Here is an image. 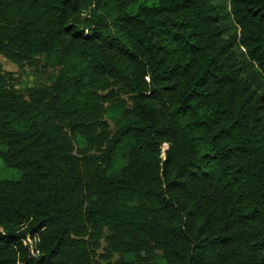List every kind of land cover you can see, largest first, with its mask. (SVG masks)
I'll use <instances>...</instances> for the list:
<instances>
[{
	"label": "trees",
	"instance_id": "trees-1",
	"mask_svg": "<svg viewBox=\"0 0 264 264\" xmlns=\"http://www.w3.org/2000/svg\"><path fill=\"white\" fill-rule=\"evenodd\" d=\"M0 56V264H264V0H0Z\"/></svg>",
	"mask_w": 264,
	"mask_h": 264
},
{
	"label": "rangeland",
	"instance_id": "rangeland-1",
	"mask_svg": "<svg viewBox=\"0 0 264 264\" xmlns=\"http://www.w3.org/2000/svg\"><path fill=\"white\" fill-rule=\"evenodd\" d=\"M0 64L3 66L5 71L15 74V83H16L15 87L17 90L23 92L24 94H26V91L29 88H32L39 84H47L48 78L53 73L46 70H42L40 68H34L31 66H25L22 69L19 68L17 65L9 62L7 59H5L2 56H0ZM108 120L113 127L114 126L113 118L108 117ZM168 149H169L168 146H164L163 158H165ZM16 177L17 174L11 170H8L0 159V181L7 179H14ZM25 243L29 244L32 248L35 247V241L30 238Z\"/></svg>",
	"mask_w": 264,
	"mask_h": 264
}]
</instances>
